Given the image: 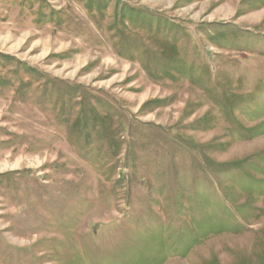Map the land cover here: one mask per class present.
I'll list each match as a JSON object with an SVG mask.
<instances>
[{"label":"rangeland","instance_id":"rangeland-1","mask_svg":"<svg viewBox=\"0 0 264 264\" xmlns=\"http://www.w3.org/2000/svg\"><path fill=\"white\" fill-rule=\"evenodd\" d=\"M0 264H264V0H0Z\"/></svg>","mask_w":264,"mask_h":264}]
</instances>
